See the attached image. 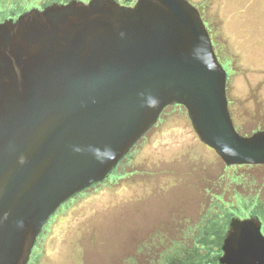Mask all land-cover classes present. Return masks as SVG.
Here are the masks:
<instances>
[{"label": "water", "instance_id": "obj_1", "mask_svg": "<svg viewBox=\"0 0 264 264\" xmlns=\"http://www.w3.org/2000/svg\"><path fill=\"white\" fill-rule=\"evenodd\" d=\"M225 81L189 0L72 1L0 24V264H26L50 216L107 178L167 105L226 164L264 163V130L235 131ZM238 236L228 264H255L262 251Z\"/></svg>", "mask_w": 264, "mask_h": 264}, {"label": "flooded vegetation", "instance_id": "obj_2", "mask_svg": "<svg viewBox=\"0 0 264 264\" xmlns=\"http://www.w3.org/2000/svg\"><path fill=\"white\" fill-rule=\"evenodd\" d=\"M72 1L89 2L0 0V24H15L29 11ZM112 1L131 6L136 0ZM189 1L198 10L214 52L225 70V96L235 131L241 136H249L264 130V68L240 61L237 67L234 49L220 34L215 14L208 12L209 6L205 1ZM235 76L240 79L239 86L234 81ZM175 128L189 133L190 139L183 140L185 143L180 146L164 147V158L153 159L152 140L165 131L174 132ZM139 158H143V165L150 167L143 174L142 180L146 184L140 187V178L130 180L128 184L133 190L129 195L116 199L114 186L125 178L115 176L122 174L121 169L130 160L140 164ZM152 161L153 166L163 163L168 168L165 170L175 172L168 175L162 170V177L155 180L157 172L154 173L149 165ZM102 190L107 192L108 201L114 199V222L122 216V202H126L132 233L144 231L139 237L131 235L126 252H122L121 264H228L226 250L232 245L231 238L238 235L258 245L262 252L255 264H264V163L226 164L214 149L199 139L186 109L180 104H170L162 110L157 122L107 178L76 194L50 216L42 226L26 264H86L87 254L88 263L94 260L92 256L98 255L99 246L96 241L92 246L87 243L85 249L88 251L84 250L82 226L80 231L77 228L70 231L52 256L44 253V247L50 228L58 218L84 199L100 195ZM90 229L94 227L90 226Z\"/></svg>", "mask_w": 264, "mask_h": 264}, {"label": "rangeland", "instance_id": "obj_3", "mask_svg": "<svg viewBox=\"0 0 264 264\" xmlns=\"http://www.w3.org/2000/svg\"><path fill=\"white\" fill-rule=\"evenodd\" d=\"M196 3L205 1V4L209 6L208 12L215 14L217 25L219 27L220 34L225 37L227 42L234 49L235 60L242 62L243 64H250L257 67L264 68V0H192ZM211 14V15H212ZM247 57H245V54ZM240 56V58H239ZM239 67V62L236 64ZM239 86L240 79L235 76ZM174 132L165 131L160 133L157 137L152 140V153L153 159H163L164 147H176L183 145L185 141L190 139V134L185 132H179L177 129ZM185 140L183 143L182 141ZM144 156V155H142ZM147 160V158L145 157ZM141 162L136 163V167L145 169L146 171L150 168L148 165H143V158H139ZM160 163V161H158ZM154 161L149 164L156 173L155 180L157 177H162L160 174L162 170L167 168V165L163 163L158 166H153ZM164 167V168H163ZM163 168V169H162ZM168 170V168H167ZM165 170L168 175L174 173V170ZM173 177V174H171ZM125 179L119 181L115 186L114 190L116 193V199L127 196L133 190V187L129 185L130 180L139 181L140 187H143L144 182L143 175H130L124 177ZM100 195L91 196L84 199L80 203L76 204L75 208L68 211L62 217L58 218L50 228V234L48 241L45 245L44 253L47 256H52L53 253L58 251V245L64 242V239L70 231L77 228L80 231L82 226V240L81 244L84 250L85 245L88 243L90 246L96 241L99 246L98 255L94 257L90 263H88V254L85 259L86 264H119L123 255L122 252H126L128 242L131 239V235L137 237L143 235L144 231L140 230L137 233H132L129 228L131 223L128 222V212L126 202H122L124 205L121 208L122 216L119 217L118 222H114L115 212L114 202L108 201L106 198V191H99ZM104 194L103 196H101ZM123 201V200H122ZM96 223V224H95ZM95 224V226H94ZM90 226L94 229H90ZM100 226V227H99ZM95 227L98 229L95 230ZM97 231V232H96ZM87 237V238H86ZM101 237V239H100ZM136 237V238H137ZM58 246V247H57Z\"/></svg>", "mask_w": 264, "mask_h": 264}, {"label": "trees", "instance_id": "obj_4", "mask_svg": "<svg viewBox=\"0 0 264 264\" xmlns=\"http://www.w3.org/2000/svg\"><path fill=\"white\" fill-rule=\"evenodd\" d=\"M144 137V136H143ZM138 169L135 165V163H133V160H130L129 163L127 165H125V167L122 170V174H118L116 175L115 177H119V176H123V177H126V176H130V175H135V174H138V175H143L145 173H147V171L145 169H141L139 172H138ZM121 264V262L119 263Z\"/></svg>", "mask_w": 264, "mask_h": 264}]
</instances>
